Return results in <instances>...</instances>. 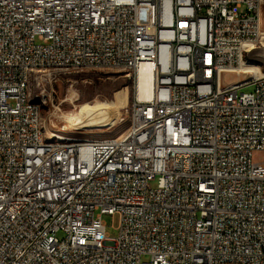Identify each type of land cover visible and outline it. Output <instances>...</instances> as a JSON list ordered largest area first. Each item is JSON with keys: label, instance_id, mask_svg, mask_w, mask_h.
Segmentation results:
<instances>
[{"label": "built area", "instance_id": "2783aa9c", "mask_svg": "<svg viewBox=\"0 0 264 264\" xmlns=\"http://www.w3.org/2000/svg\"><path fill=\"white\" fill-rule=\"evenodd\" d=\"M258 2L0 0V264H264V71L238 63ZM92 58L152 64L138 123L110 145H42L29 71L45 63L50 101L48 63Z\"/></svg>", "mask_w": 264, "mask_h": 264}, {"label": "rangeland", "instance_id": "374dc122", "mask_svg": "<svg viewBox=\"0 0 264 264\" xmlns=\"http://www.w3.org/2000/svg\"><path fill=\"white\" fill-rule=\"evenodd\" d=\"M258 15L261 35L248 53L247 63L256 64L264 71V2L259 8ZM115 68H86L73 72L52 73L51 75H58L59 78L54 83L55 92L50 101L35 96L40 94L39 77L45 72H39L33 77L30 89L35 99L43 102L42 123L50 138L56 140L62 136L65 140L98 139L121 134L130 121V106L135 96V83L127 71ZM244 76L238 73H226L224 83L242 79ZM241 90L252 91L253 86H245ZM96 101L104 107L103 118L110 123V127L76 129L66 120L69 116L88 118L90 108ZM151 185L156 186V181H152ZM104 221L107 225V234L116 237L119 232L118 215H105ZM59 237H62V234H59Z\"/></svg>", "mask_w": 264, "mask_h": 264}, {"label": "bare ground", "instance_id": "6f19581e", "mask_svg": "<svg viewBox=\"0 0 264 264\" xmlns=\"http://www.w3.org/2000/svg\"><path fill=\"white\" fill-rule=\"evenodd\" d=\"M264 0H259L258 2V12L259 8L262 5ZM166 21H173V14H166ZM258 28H259V15H258ZM257 38H249L247 44H240L238 47V63L241 65L240 69L242 71H256L261 69L256 64H249L247 62L249 59L248 53L253 49ZM103 67H116L122 68L128 72L129 77L137 85V92H135L134 99L130 106V121L127 127L121 132L120 135L115 137H104V138H88V139H78V140H65L62 136H59V139L50 138L43 126L42 123V107L43 102L36 100L30 89V83L33 77L39 72H45V63H37L33 65L31 71H29L28 82H24L23 88V103H25L27 108L36 107V115L34 120V133L36 136H40V142L42 145L48 146H62L66 145L69 147L85 146L92 144L99 145H110L113 143H118L122 141L124 137L131 134V129L134 128V123H138L137 116V104L139 103V98L143 100H149L153 93V84L155 75L153 73V67L150 63H144L140 66L139 72L136 71V64L134 62H126L123 60H111L105 61V66H102V58H92L89 62H80V61H64V69L57 65V63H48L47 66V75H51L54 72H68L71 69H86V68H103ZM263 72V70H262ZM45 74H40L44 76ZM221 86H231V82L224 83V76L221 77ZM40 87V84H39ZM104 107L100 104L99 101L94 102L89 111V117L84 116L71 117L69 116L68 120L76 129L84 128H98V127H110L102 114ZM65 121V120H64Z\"/></svg>", "mask_w": 264, "mask_h": 264}]
</instances>
